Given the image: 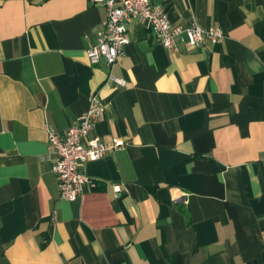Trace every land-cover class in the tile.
<instances>
[{
	"label": "crops",
	"instance_id": "1",
	"mask_svg": "<svg viewBox=\"0 0 264 264\" xmlns=\"http://www.w3.org/2000/svg\"><path fill=\"white\" fill-rule=\"evenodd\" d=\"M150 3L224 37L170 51L131 19L120 84L85 56L103 6L0 0V264H264V0ZM93 92L92 135L126 146L86 162L96 186L68 202L47 131Z\"/></svg>",
	"mask_w": 264,
	"mask_h": 264
},
{
	"label": "built area",
	"instance_id": "2",
	"mask_svg": "<svg viewBox=\"0 0 264 264\" xmlns=\"http://www.w3.org/2000/svg\"><path fill=\"white\" fill-rule=\"evenodd\" d=\"M92 5H101L105 9V19L96 32L94 43L85 50V56L91 65L103 61L110 69L108 79H116L111 69L121 56L123 47L129 43L128 22L134 18L146 21L156 42L170 51H177L179 45L187 48L199 47L205 39L216 44L224 35L220 27L201 28L196 23L174 26L160 5L150 0H88ZM104 114V103L97 92L89 95L88 109L80 115L77 123L65 132L58 133L49 128L47 142L53 155L51 170L56 175L59 197L73 202L83 193L84 187L93 189L96 183L83 172L88 161H96L105 154L126 146L120 140L101 141L93 130ZM115 194L120 186H114Z\"/></svg>",
	"mask_w": 264,
	"mask_h": 264
},
{
	"label": "trees",
	"instance_id": "3",
	"mask_svg": "<svg viewBox=\"0 0 264 264\" xmlns=\"http://www.w3.org/2000/svg\"><path fill=\"white\" fill-rule=\"evenodd\" d=\"M43 246V245H42Z\"/></svg>",
	"mask_w": 264,
	"mask_h": 264
}]
</instances>
